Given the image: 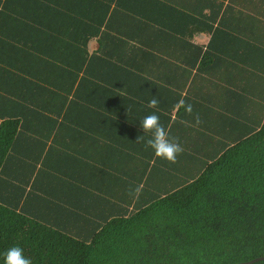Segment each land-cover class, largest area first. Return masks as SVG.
<instances>
[{"label": "trees", "instance_id": "16d2710c", "mask_svg": "<svg viewBox=\"0 0 264 264\" xmlns=\"http://www.w3.org/2000/svg\"><path fill=\"white\" fill-rule=\"evenodd\" d=\"M153 112L174 164L136 142ZM14 245L33 264L264 256V0H0V264Z\"/></svg>", "mask_w": 264, "mask_h": 264}, {"label": "clouds", "instance_id": "9594fccd", "mask_svg": "<svg viewBox=\"0 0 264 264\" xmlns=\"http://www.w3.org/2000/svg\"><path fill=\"white\" fill-rule=\"evenodd\" d=\"M159 102L158 97L153 96L148 102V107L157 108ZM179 105L184 107L189 115H192L193 106L190 103H186L184 99H181ZM194 121V126L202 123L198 114L194 117ZM140 126L143 133L150 134V136L148 138L138 136L136 142H143L145 147L151 148L157 157L173 164L176 163L178 156L184 152V147L177 137L170 136L169 130L161 123L160 116L155 112L148 114L140 121ZM141 191V187L136 186L129 189V195L138 199ZM4 264H33V262L30 257L25 256L22 247L14 245L5 251Z\"/></svg>", "mask_w": 264, "mask_h": 264}, {"label": "rangeland", "instance_id": "374dc122", "mask_svg": "<svg viewBox=\"0 0 264 264\" xmlns=\"http://www.w3.org/2000/svg\"><path fill=\"white\" fill-rule=\"evenodd\" d=\"M201 40L202 41H206L207 40V38L205 37V36H203V35H201ZM209 121V120H211V119H209V117L208 118H205V121ZM201 134H205V131L202 129V131L200 132V134L199 135H201ZM199 135H198V142H200V141H202L201 140V138L199 137ZM185 159L187 158V157H184ZM202 163V158L200 157L198 160H197V165H200ZM190 164L191 165H194V162H190ZM46 171L45 172V175L47 174V175H49L50 177H51V179H53V180H49V179H47V180H45V181H43V183H44V185L45 186H51L52 184H51V182L52 181H54V182H56V180H58V179H60L61 177H59L58 175H56L54 172H51V171H48L47 169H45L44 167H43V169L42 170H39V171H41V173H43V171ZM51 181V182H50ZM67 185V184H66ZM80 202L82 203L83 202V199L82 200H80Z\"/></svg>", "mask_w": 264, "mask_h": 264}, {"label": "water", "instance_id": "95a60500", "mask_svg": "<svg viewBox=\"0 0 264 264\" xmlns=\"http://www.w3.org/2000/svg\"><path fill=\"white\" fill-rule=\"evenodd\" d=\"M262 258H264V256H258L256 258H253V259H250V260H247V261H243V262H237V263H234V264H247V263H251L253 261H256L258 259H262Z\"/></svg>", "mask_w": 264, "mask_h": 264}]
</instances>
